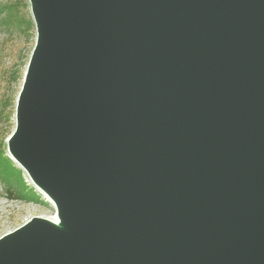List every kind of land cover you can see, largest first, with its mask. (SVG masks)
<instances>
[{"label":"water","instance_id":"obj_1","mask_svg":"<svg viewBox=\"0 0 264 264\" xmlns=\"http://www.w3.org/2000/svg\"><path fill=\"white\" fill-rule=\"evenodd\" d=\"M28 1L0 264H264V0Z\"/></svg>","mask_w":264,"mask_h":264},{"label":"rangeland","instance_id":"obj_2","mask_svg":"<svg viewBox=\"0 0 264 264\" xmlns=\"http://www.w3.org/2000/svg\"><path fill=\"white\" fill-rule=\"evenodd\" d=\"M35 38L29 1L0 0V155L19 170L22 180V188L17 189L7 186L0 178V236L33 216L50 219L56 216L53 203L9 156L6 147V140L15 127L16 98ZM20 192H24L21 197Z\"/></svg>","mask_w":264,"mask_h":264},{"label":"trees","instance_id":"obj_3","mask_svg":"<svg viewBox=\"0 0 264 264\" xmlns=\"http://www.w3.org/2000/svg\"><path fill=\"white\" fill-rule=\"evenodd\" d=\"M0 178L9 187H17V189L22 188V180L19 175V170L12 165L11 161L7 157L2 155H0ZM31 193L32 196L35 195L33 192ZM23 195L24 192H20V194H18L19 197Z\"/></svg>","mask_w":264,"mask_h":264},{"label":"bare ground","instance_id":"obj_4","mask_svg":"<svg viewBox=\"0 0 264 264\" xmlns=\"http://www.w3.org/2000/svg\"><path fill=\"white\" fill-rule=\"evenodd\" d=\"M13 160L16 161L14 158H13ZM36 187H37V186H36ZM41 192H42V191H41ZM42 193H43V192H42ZM43 194L46 195L45 193H43ZM46 197H47V195H46ZM48 200H50V199L48 198ZM50 202H52V201L50 200ZM48 219H50V218H48ZM51 220H54V221L57 220V216L52 217Z\"/></svg>","mask_w":264,"mask_h":264}]
</instances>
